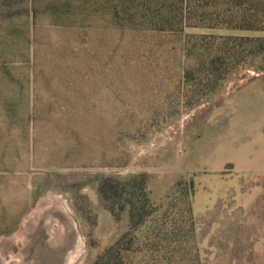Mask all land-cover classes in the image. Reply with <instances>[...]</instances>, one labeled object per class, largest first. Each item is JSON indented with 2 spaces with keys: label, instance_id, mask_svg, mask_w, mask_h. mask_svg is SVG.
<instances>
[{
  "label": "rangeland",
  "instance_id": "rangeland-1",
  "mask_svg": "<svg viewBox=\"0 0 264 264\" xmlns=\"http://www.w3.org/2000/svg\"><path fill=\"white\" fill-rule=\"evenodd\" d=\"M69 1L99 57L66 49L59 0H0V264H96L130 229L100 178L139 174L154 212L125 264H264V0L135 37Z\"/></svg>",
  "mask_w": 264,
  "mask_h": 264
},
{
  "label": "trees",
  "instance_id": "trees-1",
  "mask_svg": "<svg viewBox=\"0 0 264 264\" xmlns=\"http://www.w3.org/2000/svg\"><path fill=\"white\" fill-rule=\"evenodd\" d=\"M56 3L58 6L52 9L50 17L69 31L66 49L84 58L99 57L97 32L86 21L88 11L82 10V7H74L69 0H59ZM79 3L85 5L84 0H79ZM98 3L103 9L101 20L104 28L112 34L135 37L149 33L159 36L163 35L161 32H183L187 28L202 27L200 19L203 16H200L196 0H101ZM36 12H31L32 18L37 17ZM188 37L192 41L200 38V35ZM148 183V176L145 174L128 178L103 175L100 178L98 192L106 209L117 220L128 214L130 229L96 264H125L121 253L129 256L134 253V231L146 225L154 212ZM189 186L193 190L194 181Z\"/></svg>",
  "mask_w": 264,
  "mask_h": 264
},
{
  "label": "bare ground",
  "instance_id": "bare-ground-1",
  "mask_svg": "<svg viewBox=\"0 0 264 264\" xmlns=\"http://www.w3.org/2000/svg\"><path fill=\"white\" fill-rule=\"evenodd\" d=\"M34 222V221H33Z\"/></svg>",
  "mask_w": 264,
  "mask_h": 264
}]
</instances>
